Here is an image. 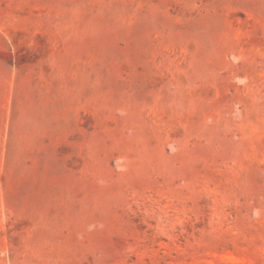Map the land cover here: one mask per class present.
Listing matches in <instances>:
<instances>
[{
	"label": "rangeland",
	"instance_id": "obj_1",
	"mask_svg": "<svg viewBox=\"0 0 264 264\" xmlns=\"http://www.w3.org/2000/svg\"><path fill=\"white\" fill-rule=\"evenodd\" d=\"M0 264H264V0H0Z\"/></svg>",
	"mask_w": 264,
	"mask_h": 264
}]
</instances>
